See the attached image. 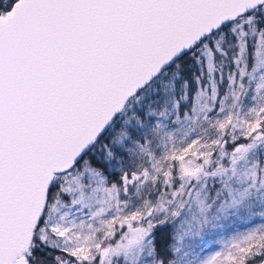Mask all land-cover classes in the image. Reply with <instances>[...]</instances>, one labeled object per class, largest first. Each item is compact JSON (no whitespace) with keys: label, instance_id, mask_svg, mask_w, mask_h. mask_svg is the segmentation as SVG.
Wrapping results in <instances>:
<instances>
[{"label":"snow or ice","instance_id":"snow-or-ice-1","mask_svg":"<svg viewBox=\"0 0 264 264\" xmlns=\"http://www.w3.org/2000/svg\"><path fill=\"white\" fill-rule=\"evenodd\" d=\"M0 264H264V0H0Z\"/></svg>","mask_w":264,"mask_h":264}]
</instances>
